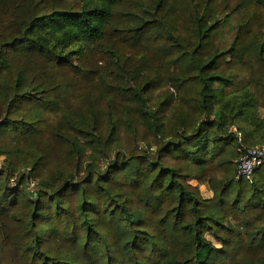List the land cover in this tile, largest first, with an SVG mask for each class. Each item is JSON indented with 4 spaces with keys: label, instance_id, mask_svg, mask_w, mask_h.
Instances as JSON below:
<instances>
[{
    "label": "trees",
    "instance_id": "1",
    "mask_svg": "<svg viewBox=\"0 0 264 264\" xmlns=\"http://www.w3.org/2000/svg\"><path fill=\"white\" fill-rule=\"evenodd\" d=\"M263 110L264 0H0V264H264Z\"/></svg>",
    "mask_w": 264,
    "mask_h": 264
},
{
    "label": "built area",
    "instance_id": "2",
    "mask_svg": "<svg viewBox=\"0 0 264 264\" xmlns=\"http://www.w3.org/2000/svg\"><path fill=\"white\" fill-rule=\"evenodd\" d=\"M240 138L241 135L237 134ZM237 165V179L252 181L254 174L261 167L264 166V147H254L245 150L241 157L236 161ZM4 170V166L0 163V171ZM16 185V180H12V186ZM28 190L31 192L36 191L35 182L28 185Z\"/></svg>",
    "mask_w": 264,
    "mask_h": 264
},
{
    "label": "rangeland",
    "instance_id": "3",
    "mask_svg": "<svg viewBox=\"0 0 264 264\" xmlns=\"http://www.w3.org/2000/svg\"><path fill=\"white\" fill-rule=\"evenodd\" d=\"M164 94L161 93L159 95V97H163ZM262 115L264 116V110L262 111ZM0 163L4 166V169H5V166L8 164V161L5 157L3 156H0ZM35 182V181H34ZM190 184H192L193 186H196L199 188L200 192L202 193V195L205 197V198H211L213 193L211 192L210 188L208 185H199L198 182L195 180V179H192L190 180ZM230 226L232 228H234V226L236 225L234 222L230 221Z\"/></svg>",
    "mask_w": 264,
    "mask_h": 264
}]
</instances>
